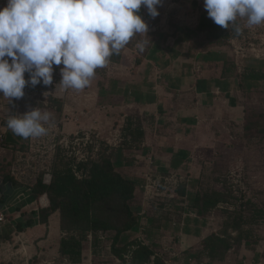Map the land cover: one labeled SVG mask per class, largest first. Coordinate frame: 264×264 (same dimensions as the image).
<instances>
[{
    "label": "rangeland",
    "instance_id": "rangeland-1",
    "mask_svg": "<svg viewBox=\"0 0 264 264\" xmlns=\"http://www.w3.org/2000/svg\"><path fill=\"white\" fill-rule=\"evenodd\" d=\"M6 2L7 0H0V8L4 7ZM203 9V0H163V3L158 6L159 15L155 18L151 16L152 20L161 22L160 28L164 30V34L169 35V39L165 41L163 47L167 48L169 44H173L175 38L171 34V27H169L171 19L195 28ZM167 12L169 13L167 14ZM165 23L168 24L166 27H164ZM236 25L241 28L239 34H233L225 45H212L210 48L212 50L218 48L227 52L230 62H234L240 73L238 64L243 69L247 65V61H239L234 56L231 42L236 39L238 44H243L244 35L249 36V32L255 30L256 26L250 29L246 26V20L243 18H238ZM256 34L259 36L263 34L264 37V29L257 26ZM141 36L146 37L144 34ZM257 43L260 44V41ZM182 46L183 44L180 49ZM134 62L135 60L133 64ZM131 65L132 63L127 62L128 68H124L123 76H126L125 70L128 74H133L134 68L130 67ZM104 69H107V65L97 69L93 82L87 88L79 91L69 89L64 92L62 97H54V92H60L54 83L58 84L61 79L58 67H55L52 85L40 84L32 87L29 84L25 88L23 98L5 103L4 129H7L6 121L12 113L22 114L32 108L40 107L42 110L49 111L52 116L46 125L47 134L38 137L40 142L36 145H32L30 138L24 139L14 135L10 129L12 140L18 144L8 143L7 145L4 143L6 146L4 158H7L10 163L8 166L10 173L17 182L16 184L5 183L0 179V212L7 216L6 221L0 222V264H126L112 252L114 230L98 231L89 235L91 248L87 251L88 255L84 261L73 263L70 259L65 258L60 252V244L67 232L62 228L60 211L53 213L47 223H42L43 228L38 229L36 225L40 224L38 211L42 208L39 202L41 195L37 197L36 202L31 200L34 198L32 195L34 184L47 171L54 175L55 168L63 166L65 162L70 161L71 165L77 163V156L72 154L70 149H65L61 145L53 147L62 139V133L51 127L58 123L60 126L58 130L65 132H68L66 129L73 127L76 130L83 128L78 126L83 124L84 116L89 111V107H86L85 103L96 91L94 87L106 84L110 88L116 78L115 75L104 74ZM138 72L143 74L140 68ZM28 76L29 74L26 72V79ZM164 80L168 81V78L166 77ZM115 98L116 100L122 99ZM241 103L244 106L242 116L247 114V119L249 118L253 124L252 130H245L246 120L244 121V118L240 123L233 122L231 124L222 120L214 125L213 142L203 153H195L194 170L178 171L182 180L178 187V193L181 186L184 185L187 194L184 195V198L180 195L176 199H172L171 204L167 200L149 204L148 213L151 218L149 217L148 227L144 233H141L139 229L127 233L130 242H132L129 249L133 245L137 246L141 241L139 238L144 237L155 253L169 264L264 263V214L259 212L260 208H264V79L253 92H241ZM115 109L117 108L115 107ZM95 110L96 107L93 106L92 111L95 112ZM100 110L114 116L115 120L105 135H99L98 132L92 133L95 147L94 145L90 147L93 152L90 159L98 158L100 152L107 149V146H111L109 141H114L116 135L115 131H112L113 128L120 131L125 119L131 113L130 108L116 112L114 109L100 108ZM72 117H80L79 122L71 123ZM111 131L112 134H110ZM120 142L121 140L116 144L118 145ZM126 152L128 158L133 159L134 164L124 166L121 170L126 176L137 177L139 182L145 183V178H142L144 170L142 162L144 161H141V158L137 159V150L128 149ZM145 164L149 166V163ZM79 174H83V172L81 171ZM182 176H185L184 179ZM138 187L136 198L130 202L133 212L137 216H139L138 212L141 210L142 204L140 183ZM188 191L192 196L196 193L221 191L227 195V198L225 201H221L210 214L202 217L198 215L189 200ZM231 216L238 219L242 216L243 224L240 230L229 231L227 234L233 247L227 251L225 258L216 259L203 253L202 240L213 232L223 233L225 222ZM29 218L35 219L33 226L27 227L23 231L16 229L17 222H25ZM31 229L37 232L30 238L26 236V233ZM189 229L191 233H189ZM6 235L11 236L5 238ZM238 236H242V240ZM247 240L250 245H247Z\"/></svg>",
    "mask_w": 264,
    "mask_h": 264
},
{
    "label": "trees",
    "instance_id": "trees-1",
    "mask_svg": "<svg viewBox=\"0 0 264 264\" xmlns=\"http://www.w3.org/2000/svg\"><path fill=\"white\" fill-rule=\"evenodd\" d=\"M169 27L172 29L171 34L175 36L173 44H169L167 47L172 56L181 53L180 47L186 40L191 42V51L194 52L208 49L212 45H225L233 34H237L234 25H230L229 29L216 25L208 17L205 9H203L195 28L172 19ZM168 37L169 35L164 34L161 30L150 33L144 40L145 50L147 51L149 48L153 50L163 49L162 44L169 39ZM142 40L141 34H137L128 46H134ZM204 56L213 63L212 66L214 67L223 61V75L228 78L230 75H234L238 89L244 92H253L264 79V59H256L250 56L246 59L247 65L238 73L235 71L234 62H230L227 52L224 50L208 49ZM111 58L118 61L125 59L122 50L118 55H113ZM103 72L105 74V70ZM118 84L117 79L113 81V86L110 88L106 84H100L101 94L106 96L117 92ZM127 92L128 89L126 88L124 93ZM136 101H140V99L138 98ZM130 112L118 133L121 142L118 145L107 146L108 148L100 152L98 158H91L78 164V170L83 172L82 177L76 174L74 165H71L69 161L65 162L63 166L55 168L50 184H45L43 177H40L32 188L34 198L44 193H48L50 198V205L38 211L40 223H47L53 213L60 211L62 228L67 232V235L61 240L60 252L73 263H80L87 258V251L91 248L90 234L114 230L112 252L126 264H149L150 262L152 264H168L155 253L153 248L141 242L133 250L129 260L125 257L132 243L127 233L137 231L140 225L139 216L134 214L130 202L136 196L139 183H142L137 177L126 176L121 168L134 164L133 159L128 158L126 151L128 149L140 150L144 141L138 109L132 108ZM247 117V114L243 117L244 121L246 120L245 130L251 131L253 124ZM5 139L7 143L18 144L12 140L9 132ZM9 165L7 158L0 159V179L5 183L16 184L17 181L10 173ZM186 191L185 186H181L178 197L182 195L184 198V195L187 194ZM188 198L198 215L205 217L221 201H225L227 195L221 191H214L204 194L196 193L192 196L188 191ZM259 212L264 214V208H260ZM34 224L35 219L29 218L25 222H17L16 229L23 231ZM242 224V216L239 219L231 216L225 222L224 229H222L223 233L213 232L202 240L203 253L216 259L225 258L227 251L233 247V243L227 234L229 231L240 230ZM188 231L191 233L190 229ZM10 236L6 235L5 238ZM238 238L242 240V236H238ZM244 239L246 240V238ZM246 242H248L247 245H250L248 240Z\"/></svg>",
    "mask_w": 264,
    "mask_h": 264
},
{
    "label": "clouds",
    "instance_id": "clouds-1",
    "mask_svg": "<svg viewBox=\"0 0 264 264\" xmlns=\"http://www.w3.org/2000/svg\"><path fill=\"white\" fill-rule=\"evenodd\" d=\"M163 0H7L0 8V98L21 99L27 85L53 84L55 67L66 91L90 86L104 68L137 34L148 32L139 10L159 15ZM208 17L229 29L238 18L252 28L264 24V0H203ZM143 51V42L137 43ZM29 76L26 79L25 73ZM52 114L40 107L12 113L11 132L24 139L47 134Z\"/></svg>",
    "mask_w": 264,
    "mask_h": 264
},
{
    "label": "crops",
    "instance_id": "crops-1",
    "mask_svg": "<svg viewBox=\"0 0 264 264\" xmlns=\"http://www.w3.org/2000/svg\"><path fill=\"white\" fill-rule=\"evenodd\" d=\"M139 12L148 24V32L144 33L146 37H142L141 41L144 45L143 51L137 48V44L127 45L122 49L124 60L118 61L110 58L111 62H108L107 69H104L105 74L115 75L120 86L117 92L106 96L101 94L100 85L94 87L96 91L85 103L89 111L84 116L83 124L78 127L105 135L111 128L110 125L115 117L104 113L100 108L114 109L115 112L137 108L144 132L142 148L138 149L136 154L137 159L141 158V161H144L142 162L144 163L142 178L151 168L163 174L168 171L178 174V171H191L194 168L195 153H203L213 142L214 125L222 120L231 124L242 121L244 107L241 103L242 90L238 89L234 75H230L229 78L223 75V61L214 67L213 63L204 56L209 47L193 52L191 42L186 40L181 53L177 56H172L170 50L165 47L159 50L149 48L146 51L144 40L148 35L164 30L160 28V21L152 20L146 8L142 7ZM167 25L165 23L164 27ZM134 60L137 66L133 64ZM127 62L132 63L130 67L134 68L133 74L130 75L125 70L126 76H123ZM139 68L142 70V75L138 72ZM236 69L235 67V71L238 72ZM166 77L168 81L164 80ZM126 88L128 92L124 93ZM114 97L122 99L116 100ZM138 98L140 101H136ZM7 101V99L0 98L2 108L0 110V132H6V138L9 129L3 128L5 123L3 110L6 108ZM93 106L96 107L95 112L92 111ZM112 131L117 134L119 129L114 127ZM108 136L106 138H109ZM4 143L8 145L6 139L0 141V159L6 156ZM149 156H153L155 161L152 167L145 164L148 163ZM135 171L138 173L137 170ZM184 177L182 176L183 179ZM31 200L36 202L37 198H31ZM36 227L41 229L43 224L40 223ZM36 232L31 229L27 231L26 236L30 237Z\"/></svg>",
    "mask_w": 264,
    "mask_h": 264
},
{
    "label": "built area",
    "instance_id": "built-area-1",
    "mask_svg": "<svg viewBox=\"0 0 264 264\" xmlns=\"http://www.w3.org/2000/svg\"><path fill=\"white\" fill-rule=\"evenodd\" d=\"M259 28L264 29V24L259 25ZM251 29V28H250ZM257 32V26L255 30H251L249 32V36L244 35L245 41L243 44H238L237 40L234 39L231 42V48L234 52V56H236L239 61H244L247 58H249L251 55H255L256 58L264 59V37L263 34L261 36L256 34ZM260 41V44L257 42ZM254 56V57H255ZM111 61L109 60V63ZM237 64V62H236ZM239 71L242 70L240 64H238ZM58 72L60 73V68L58 67ZM55 86H57L56 83H54ZM57 89L60 92H54V97H62L64 95L65 91H62L57 87ZM69 119V118H68ZM80 117L74 118L70 120L71 123H77L79 122ZM60 126L57 124L53 125L51 128L55 131H61L62 133V139L53 145V147H57L58 145H61L65 149H70L72 154H75L77 156L76 159H78L77 163L74 164V171L79 177H82L81 170H78V164L84 161H87L90 159V155L93 153L90 147L94 145V141L92 140V132L89 130H85L84 128H78L76 129H66L65 132L63 130H58ZM70 131V132H69ZM83 132V133H82ZM5 134L6 132L0 133V141L5 140ZM114 141H109V143L112 145L116 144L118 142L119 136L118 133L114 136ZM32 145H36L38 142L37 138H30ZM93 147V149H94ZM154 159L153 156L148 157V163L152 167L154 165ZM156 172V173H155ZM53 178V173L50 171H47L43 176V181L45 184H50ZM145 183L141 184V194H142V204H141V210L138 212V215L140 217V225H139V231L141 233H144L147 229V225L149 223V213H148V206L149 204L156 203L158 201H169V204H171L172 199H176L178 196V187L180 185L181 177L178 173L174 171H170L167 174H163L162 172H157L153 168L150 169L145 174ZM39 202L42 205V208H45L50 205V201L48 198V193H44L39 197ZM40 210V209H39ZM7 220V216L0 212V222H4ZM103 237V236H101ZM142 244L149 245L148 242L144 237L139 238ZM137 248L136 245H133L129 251L125 254V257L127 260H129L132 257L133 250ZM169 264V263H168Z\"/></svg>",
    "mask_w": 264,
    "mask_h": 264
}]
</instances>
